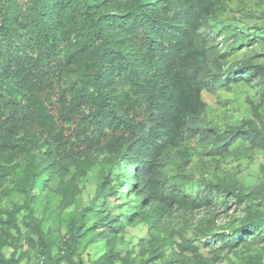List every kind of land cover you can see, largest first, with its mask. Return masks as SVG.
Wrapping results in <instances>:
<instances>
[{"label": "trees", "instance_id": "trees-1", "mask_svg": "<svg viewBox=\"0 0 264 264\" xmlns=\"http://www.w3.org/2000/svg\"><path fill=\"white\" fill-rule=\"evenodd\" d=\"M24 3L0 0V264H19L31 251L41 264H171L152 262L163 254L160 246L140 258L133 248L108 247L96 259L78 250L84 240L121 232L125 219L164 233L176 208H196L185 186L166 175L170 164L184 171L191 148L226 157L243 142L245 150L264 153V123L222 135L207 121L201 96L218 97L240 82L264 89V65L234 59L244 46L236 38L220 41L226 28L238 25L217 23L228 9L244 15L252 7L246 0ZM245 38L264 41V25ZM93 169L94 197L68 217L66 234L44 229L53 218L36 215L38 190L53 194L48 205L60 212L75 203L79 182ZM116 170L117 185L110 184ZM125 178L123 197L118 185ZM109 198L134 204L113 218L104 213ZM248 216L226 233L212 231L209 240L225 252L264 241V215L249 207ZM177 247L193 250L189 240Z\"/></svg>", "mask_w": 264, "mask_h": 264}, {"label": "rangeland", "instance_id": "rangeland-1", "mask_svg": "<svg viewBox=\"0 0 264 264\" xmlns=\"http://www.w3.org/2000/svg\"><path fill=\"white\" fill-rule=\"evenodd\" d=\"M24 1L13 0V3L23 5ZM246 2L252 7L250 13L243 15L242 12H232L228 9L220 17L217 23L229 24L230 22L231 25H238L234 29L226 28L220 41L225 43L224 39L236 38V43L244 46L235 51L234 59L241 61L251 59L253 62L264 65V41L250 44L249 39L245 38L247 33L253 34L256 27L264 25V0H246ZM241 28L243 32H240ZM263 91L261 84L251 85L244 82L232 85L218 97L203 91L201 96L207 103V121L217 126L222 135L227 131L229 133L230 127L245 128L248 122H255L260 126L261 122L264 123ZM231 148L230 154L222 157L220 154H213L210 148L195 146L191 148L190 162L183 172L175 164H170L167 168L166 175L169 180L180 181L185 186V191L197 203L196 208H189V210L176 208L170 220L169 231L163 233L160 229L148 228L147 224L140 219L135 221L125 219L124 229L121 232L111 235L108 240L104 237L89 243L84 240L78 252L81 248H85L84 257L88 255L90 259H96L108 247L120 251L133 248V255L140 258L155 255L156 253L151 251L158 252L160 249L157 247L160 246L164 247V252L158 255L152 261L153 263L154 261L161 263L168 258L171 264H264V241H258V244L249 243V245L243 243L231 252H225L219 250V241L209 240V233L212 231L224 230L226 233L228 228L247 220L249 207L264 215V171L262 169L264 153L258 150H245L243 142ZM219 159L221 160L218 161ZM118 172L121 170L113 172L111 175L113 180L110 179V184L117 185L119 174L116 173ZM126 182L128 180L125 178L118 185L123 197L127 196L124 185ZM98 184L97 170L93 169L79 182L81 191L75 203L60 212H52L51 206L48 205V198L55 200L53 194H47L42 189L38 190L34 203L36 215L40 217L44 213L47 216L51 212L53 218V220H45L44 229L50 225L53 235L60 237L66 234L68 217L76 214L91 201ZM238 191H243L247 196L237 197ZM16 199L17 196L13 198V200ZM119 199H108V208L104 212L106 216L115 218L122 209L134 204L131 198L128 203ZM5 205L9 206V203L5 202ZM130 211L128 210V214ZM21 215L22 212L17 215L19 222ZM93 219L90 217L89 223L96 221ZM4 229L5 225L0 223V233ZM98 229L106 228L98 226ZM262 230L264 235V227ZM169 232L170 236L163 239ZM182 240H189L193 250L180 252L177 244ZM19 264H41V262L38 253L31 251Z\"/></svg>", "mask_w": 264, "mask_h": 264}]
</instances>
